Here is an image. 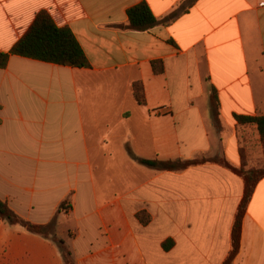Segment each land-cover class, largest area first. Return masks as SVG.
<instances>
[{
  "label": "crops",
  "instance_id": "0c3cea01",
  "mask_svg": "<svg viewBox=\"0 0 264 264\" xmlns=\"http://www.w3.org/2000/svg\"><path fill=\"white\" fill-rule=\"evenodd\" d=\"M141 2L168 21L128 29ZM42 11L90 67L11 55L0 68V200L75 264H223L243 178L216 162L160 171L138 159L240 167L250 132L260 143L236 115H264V0H0V52ZM0 264L66 263L52 237L0 218ZM233 264H264V178Z\"/></svg>",
  "mask_w": 264,
  "mask_h": 264
},
{
  "label": "trees",
  "instance_id": "16d2710c",
  "mask_svg": "<svg viewBox=\"0 0 264 264\" xmlns=\"http://www.w3.org/2000/svg\"><path fill=\"white\" fill-rule=\"evenodd\" d=\"M191 3L196 0H190ZM176 14L170 16L173 19ZM128 24L126 27L131 30L145 31L156 25L164 24L168 21L159 20L152 12L146 2H141L128 10ZM11 55H20L24 57L34 58L46 62L67 65L72 67H90V63L80 46L75 35L67 26L60 27L56 24L51 14L47 11L40 12L29 30L24 36L17 41L9 52H0V68L7 66ZM157 72L162 68L156 66ZM135 96L140 102H144V88L141 84H135ZM212 108L214 120L218 124L219 119V100L216 93L212 96ZM236 119L240 124H253L257 127L261 141L264 144V115L251 117L236 115ZM138 159V158H137ZM144 165L160 171H181L192 166L205 164L207 162H216L231 169L244 180V194L239 204L235 220L232 228L231 250L223 264H233L235 258L241 248V231L244 216L247 212L248 205L252 199L253 193L259 181L264 178V169L262 168H245L235 167L223 158H208L201 156L194 159H177V160H149L138 159ZM65 203L61 206L64 208ZM0 218L8 222L10 225H20L28 231L50 236L59 246L66 264H75L71 250L64 244L62 240L54 235L48 234V227L34 225L18 216L12 211L7 203L0 200Z\"/></svg>",
  "mask_w": 264,
  "mask_h": 264
},
{
  "label": "rangeland",
  "instance_id": "374dc122",
  "mask_svg": "<svg viewBox=\"0 0 264 264\" xmlns=\"http://www.w3.org/2000/svg\"><path fill=\"white\" fill-rule=\"evenodd\" d=\"M251 138L248 141V144H244L242 149L243 163L240 167L249 168H262L264 169V144L261 141L260 143L257 139L253 137V133L250 132ZM142 219L149 218L147 215H141ZM48 234H53L51 231L47 230Z\"/></svg>",
  "mask_w": 264,
  "mask_h": 264
}]
</instances>
